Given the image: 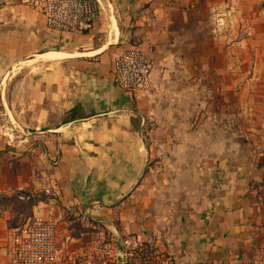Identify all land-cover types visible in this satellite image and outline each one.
<instances>
[{
    "label": "crops",
    "instance_id": "obj_1",
    "mask_svg": "<svg viewBox=\"0 0 264 264\" xmlns=\"http://www.w3.org/2000/svg\"><path fill=\"white\" fill-rule=\"evenodd\" d=\"M100 2L85 33L1 5L0 264L36 219L59 264H127L128 235L165 264L264 259V0ZM132 47L147 90L113 82Z\"/></svg>",
    "mask_w": 264,
    "mask_h": 264
},
{
    "label": "built area",
    "instance_id": "obj_2",
    "mask_svg": "<svg viewBox=\"0 0 264 264\" xmlns=\"http://www.w3.org/2000/svg\"><path fill=\"white\" fill-rule=\"evenodd\" d=\"M44 15L47 25L68 33L90 32L101 13L100 0H30ZM6 0H0V8ZM155 68V61L143 49L129 48L113 61V82L126 91L147 90ZM141 241L135 235L123 239L125 255ZM67 245L58 240L55 221L36 219L25 234L13 237L8 264H59L67 259ZM249 264H264L256 259Z\"/></svg>",
    "mask_w": 264,
    "mask_h": 264
},
{
    "label": "trees",
    "instance_id": "obj_3",
    "mask_svg": "<svg viewBox=\"0 0 264 264\" xmlns=\"http://www.w3.org/2000/svg\"><path fill=\"white\" fill-rule=\"evenodd\" d=\"M87 115L73 108L64 117V121H72L77 118H85ZM132 255L127 258V264H162L161 261L168 258L167 254L161 253L148 241H142L138 247L131 249Z\"/></svg>",
    "mask_w": 264,
    "mask_h": 264
},
{
    "label": "rangeland",
    "instance_id": "obj_4",
    "mask_svg": "<svg viewBox=\"0 0 264 264\" xmlns=\"http://www.w3.org/2000/svg\"><path fill=\"white\" fill-rule=\"evenodd\" d=\"M166 260L161 261L162 264H165Z\"/></svg>",
    "mask_w": 264,
    "mask_h": 264
},
{
    "label": "bare ground",
    "instance_id": "obj_5",
    "mask_svg": "<svg viewBox=\"0 0 264 264\" xmlns=\"http://www.w3.org/2000/svg\"><path fill=\"white\" fill-rule=\"evenodd\" d=\"M111 10V9H110Z\"/></svg>",
    "mask_w": 264,
    "mask_h": 264
}]
</instances>
